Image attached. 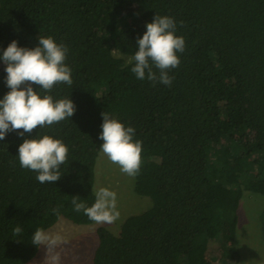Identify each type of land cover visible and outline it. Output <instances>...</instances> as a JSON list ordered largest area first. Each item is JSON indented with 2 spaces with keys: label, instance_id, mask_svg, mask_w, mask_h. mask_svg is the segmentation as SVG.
<instances>
[{
  "label": "trees",
  "instance_id": "obj_1",
  "mask_svg": "<svg viewBox=\"0 0 264 264\" xmlns=\"http://www.w3.org/2000/svg\"><path fill=\"white\" fill-rule=\"evenodd\" d=\"M156 15L174 18L186 41L171 86L131 71ZM39 36L67 46L73 79L41 95L72 99L76 112L0 141V264H29L37 228L62 217L94 222L72 200L95 202L104 111L142 142L136 190L153 205L117 231L99 226L92 264H237L243 196H264V0H0V57L14 40L37 47ZM6 67L0 59V99L11 90ZM43 135L69 148L54 183L19 164L20 144ZM262 219L264 229V211Z\"/></svg>",
  "mask_w": 264,
  "mask_h": 264
},
{
  "label": "clouds",
  "instance_id": "obj_2",
  "mask_svg": "<svg viewBox=\"0 0 264 264\" xmlns=\"http://www.w3.org/2000/svg\"><path fill=\"white\" fill-rule=\"evenodd\" d=\"M136 43L138 51L131 68L136 78L171 86L174 78L169 75V70L180 66L178 53H183L186 48L185 38L176 34L174 18L156 15L147 23L146 32ZM68 51L66 45L50 36H39L35 48L21 47L14 40L3 51L0 59L7 65L6 85L11 90L0 99V141L11 131H19L23 136L38 127L52 126L73 117L76 105L72 99L55 100L52 95H41V91L50 93L57 84H73L72 69L65 63ZM33 85L39 86L40 91ZM101 115L103 123L99 139L103 141V154L117 164L122 173L133 178L138 176L144 163L143 144L133 139L135 129L126 127L105 111ZM68 152V146L61 139L43 135L25 139L19 146L18 159L22 168L38 173L36 179L40 183H54L61 178L60 168L67 162ZM94 191L96 199L92 206L73 198L74 211H83L97 224L114 223L120 217L117 193L107 187ZM52 211L59 215V208ZM21 232L19 226L14 229L15 235ZM61 242L59 235L53 236L41 228H37L32 237L34 245H48V253ZM49 259L52 264H59L58 254Z\"/></svg>",
  "mask_w": 264,
  "mask_h": 264
},
{
  "label": "rangeland",
  "instance_id": "obj_3",
  "mask_svg": "<svg viewBox=\"0 0 264 264\" xmlns=\"http://www.w3.org/2000/svg\"><path fill=\"white\" fill-rule=\"evenodd\" d=\"M116 54L118 55V53ZM241 148L240 143L236 144L235 150L238 151ZM136 184V177H129L122 173L120 167L109 161L101 151L96 164L95 189L107 187L117 193L119 219L112 224H97L95 222L77 224L62 217L56 225L44 230L53 236L59 235L62 242L50 253H48V245H41L39 253L29 264H52L49 257L57 254L60 258L59 264H92L93 255L98 245L97 229L99 226L104 225L117 231L121 221L128 214L153 205V200L150 197L137 192ZM263 211L264 196L246 192L238 211L240 222L236 242L241 250V259L237 264H264ZM215 260L223 264L218 258Z\"/></svg>",
  "mask_w": 264,
  "mask_h": 264
}]
</instances>
